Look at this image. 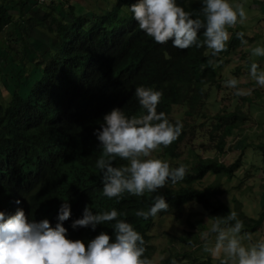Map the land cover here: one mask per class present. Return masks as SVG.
<instances>
[{"label":"trees","instance_id":"16d2710c","mask_svg":"<svg viewBox=\"0 0 264 264\" xmlns=\"http://www.w3.org/2000/svg\"><path fill=\"white\" fill-rule=\"evenodd\" d=\"M44 2L0 0V34L11 25L13 32L20 31L15 36L19 40L24 38L27 27L39 25L46 30L47 39L41 44L43 51L18 52L7 45L3 52L0 48V80L12 86L8 97H2L0 92V211L12 215L20 208L26 219L38 222L46 218L54 226L59 205L67 201L71 214L62 222L66 236L80 239L86 245L87 240L101 231L111 240L114 221L98 224L92 230L80 226L73 229L72 220L81 216L85 206L94 214L114 208L117 219L130 223L143 237V256L150 263L155 253L149 233L154 218L158 214L176 213L188 203L200 204L214 222L235 211L243 222L241 232L257 231L264 222V202L259 215L253 218L243 212L238 200L233 207L218 201L216 196L222 193L218 183L204 188L195 186L208 174L216 179L234 177L241 157L224 164L217 158L195 153V162L173 166H184L183 180L167 183L151 194L124 193L119 199L108 198L102 193L101 172L95 167L102 149L93 135L102 122V114L113 107L121 108L126 116L143 112L134 96L139 85L161 91L156 110L163 111L172 123L176 121L172 116V107L176 105L183 106L189 117L205 115L202 111L209 90L218 87L221 80V61L250 37L242 33V38H238L241 31L229 27L225 49L213 56L203 44L200 48L178 49L170 41L155 43L132 19L128 9L135 0H108L109 7L99 14L93 10L82 14L84 8L75 9L74 5L68 6V10L64 8L61 14L63 5L51 3L50 10H45L40 18L28 16ZM176 2L192 18L203 19L200 0ZM11 11L17 14L15 19ZM198 38L203 41L201 34ZM215 118L214 130L219 132L216 148L220 152L225 137L245 117L241 110L235 109ZM187 131L183 125L175 141L159 147L163 158L179 156V146ZM259 147L264 154V146ZM125 163L118 157L113 160L117 167ZM156 195L164 197L168 209L148 219L137 217L136 210L146 211ZM16 200L20 203L16 204ZM233 223H221L220 227L228 228ZM185 257L189 255L167 256L154 264H171L173 260L176 263ZM192 261L220 264V260L214 263L211 257L199 263L196 258Z\"/></svg>","mask_w":264,"mask_h":264},{"label":"clouds","instance_id":"9594fccd","mask_svg":"<svg viewBox=\"0 0 264 264\" xmlns=\"http://www.w3.org/2000/svg\"><path fill=\"white\" fill-rule=\"evenodd\" d=\"M200 4L203 19L192 18L176 0H135L128 10L138 28L155 43L170 41L178 49L200 48L203 44L215 56L225 49L229 39L227 29L238 19L243 22L246 13L241 5H233L229 0H200ZM198 34L202 35V42ZM242 35L237 33L238 38ZM251 55L264 56V46L252 48ZM248 71L255 83L264 87V69L252 62ZM225 83L236 89L235 95L247 94L237 88L235 78ZM134 96L143 109L140 115L126 116L121 108L113 107L102 114L99 128L93 130L102 149L95 167L101 172L102 193L108 198L119 199L124 193L151 194L185 176L183 165L170 167L168 162L151 155L160 146L167 147L178 138L183 127L181 121L172 123L163 111L156 110L161 91L139 85L134 89ZM117 157L126 163L114 166L113 160ZM153 201L146 211L136 210L135 215L148 219L168 209L162 195L154 196ZM70 214L67 201L59 205L54 226H50L46 218L38 222L26 219L20 208L12 215L0 211V264H150L143 256V237L130 223L117 219L116 209L94 214L85 206L81 216L72 220L73 229L80 226L92 230L98 224L114 221L111 240L101 231L87 240L86 245L80 239L67 238L62 222ZM229 221H234L230 227H220L221 223ZM242 228L243 222L236 212L229 211L226 218L211 224L210 231L216 233L215 243L212 249L205 247L204 250L217 255L223 253L225 258L220 264H264V239L245 246L238 236Z\"/></svg>","mask_w":264,"mask_h":264},{"label":"rangeland","instance_id":"374dc122","mask_svg":"<svg viewBox=\"0 0 264 264\" xmlns=\"http://www.w3.org/2000/svg\"><path fill=\"white\" fill-rule=\"evenodd\" d=\"M107 2L108 0H45L43 4L38 5V11L28 16L40 18L45 10H50L51 3L63 5L61 14L64 13V8L68 10V6L72 5L75 9L84 8L82 14L88 10L99 14L109 7ZM229 2L233 5H241L246 13V19L243 22L238 19L237 23L231 27L233 30L237 29L238 32L240 30L250 38L244 40L241 48L221 61L223 63L219 68L221 80L218 87L212 86L209 90V98L202 111L205 115L189 117L184 113L183 106L172 107V116L180 120L188 130L185 140L179 146V156L165 159L159 148L151 155L168 162L170 167H173L175 163L195 162V153L201 157L217 158L224 164H230L241 157V165L235 171L234 177L227 179L222 176L216 179L214 175L208 174L195 186L204 188L212 183H218L222 190V193L216 196L218 201L228 207H233L234 201L238 200L243 212L247 216L256 218L264 202V154L259 147L264 146V87L255 83L249 76L248 70L252 62H256L260 69H264V56L251 55L252 48L257 45L264 46V0H229ZM29 9L28 7L27 11ZM11 13L15 14L13 11ZM16 16L17 14L14 19ZM46 20H49V17ZM45 32L43 26L27 27L23 32L24 38L18 40L15 36L19 35L20 31L13 32V27L9 25L0 34L1 51L5 52L7 45L18 52L27 50L29 53L35 49L43 51L41 44L47 41ZM40 58L41 56H37V59ZM230 78H235L238 81L237 88L247 94L235 95L236 89L229 88L225 83ZM11 88V84L2 83L0 80L2 97H8ZM235 109L241 110L245 119L232 134L225 137V144L219 152L216 148L219 132L214 130L217 123L215 116ZM208 216L207 210L193 202L185 204L176 213L158 214L149 231L150 243L155 249L150 264L157 263L167 256L180 257L184 253L189 257L180 259V262L175 264H195L192 261L193 258H196V263L203 262L207 257H211L214 263L224 259L223 253L217 255L214 251L204 250L205 247L213 248L216 237V233L210 231V226L214 221ZM222 228L226 229V227ZM238 236L245 246L264 239V222L257 231H242ZM182 238L186 241H181Z\"/></svg>","mask_w":264,"mask_h":264},{"label":"built area","instance_id":"2783aa9c","mask_svg":"<svg viewBox=\"0 0 264 264\" xmlns=\"http://www.w3.org/2000/svg\"><path fill=\"white\" fill-rule=\"evenodd\" d=\"M39 1H43V0H39Z\"/></svg>","mask_w":264,"mask_h":264}]
</instances>
